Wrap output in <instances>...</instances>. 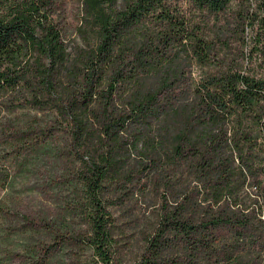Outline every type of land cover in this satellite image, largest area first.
Returning <instances> with one entry per match:
<instances>
[{
    "label": "trees",
    "instance_id": "16d2710c",
    "mask_svg": "<svg viewBox=\"0 0 264 264\" xmlns=\"http://www.w3.org/2000/svg\"><path fill=\"white\" fill-rule=\"evenodd\" d=\"M35 141L75 264H264V0H0V194Z\"/></svg>",
    "mask_w": 264,
    "mask_h": 264
},
{
    "label": "rangeland",
    "instance_id": "374dc122",
    "mask_svg": "<svg viewBox=\"0 0 264 264\" xmlns=\"http://www.w3.org/2000/svg\"><path fill=\"white\" fill-rule=\"evenodd\" d=\"M54 1L63 34L72 41L81 0ZM48 146L35 141L9 156L12 180L0 194V264H39L34 252H51L46 264H75L74 257L81 254L61 243L58 236L70 237L83 225L71 213L70 186L63 178L62 162L52 156Z\"/></svg>",
    "mask_w": 264,
    "mask_h": 264
}]
</instances>
